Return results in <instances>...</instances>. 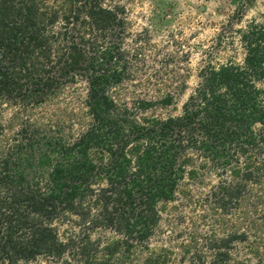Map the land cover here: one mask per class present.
<instances>
[{
  "label": "trees",
  "instance_id": "16d2710c",
  "mask_svg": "<svg viewBox=\"0 0 264 264\" xmlns=\"http://www.w3.org/2000/svg\"><path fill=\"white\" fill-rule=\"evenodd\" d=\"M117 17L98 0H0V100L40 105L83 78L93 119L74 143L47 141V155L57 163L46 154L39 162L51 167L45 182L19 170L21 157L0 156V264L61 259L73 248L82 264H95L89 234L98 230L122 237L107 248L109 256L120 246L130 251L145 244L162 205L174 200L186 177L199 174L193 155L201 168L222 177L217 190L225 207L238 208L250 185L264 180V94L258 87L264 81V27L251 24L242 32V65L202 70L180 116L140 119L156 105H171L173 97L139 100L122 110L111 98L124 69L121 54L89 33H106L120 24ZM113 60L118 66L108 68ZM69 214L90 231L63 242L54 223Z\"/></svg>",
  "mask_w": 264,
  "mask_h": 264
},
{
  "label": "rangeland",
  "instance_id": "374dc122",
  "mask_svg": "<svg viewBox=\"0 0 264 264\" xmlns=\"http://www.w3.org/2000/svg\"><path fill=\"white\" fill-rule=\"evenodd\" d=\"M98 2L118 14L116 22L120 20L106 33H89L101 47L121 54V81L109 92L118 107H133L139 100L158 102L168 94L173 97L171 105H156L140 113V119L180 116L200 86L202 70L209 65H242V32L251 24L264 27V0ZM107 66L112 69L118 64L113 60ZM258 87L264 94V81ZM89 95L88 81L78 78L40 105L0 100V156L21 157L19 170L29 179L45 182L51 167L42 168L39 162L50 153L47 141L74 143L93 125ZM95 154L90 153L96 160ZM46 157L52 165L57 163L54 154ZM193 157L191 166L200 168L199 174L192 180L186 177L174 200L162 205L160 222L145 244L130 251L120 246L109 256L107 248L122 237L110 229L89 234L95 264L107 260L109 264H264V180L250 185L252 190L241 197L238 208L225 207L217 190L222 177L211 167L201 168L200 160ZM80 224L77 216L69 214L58 219L54 228L59 239L68 242L88 232ZM78 250L70 249L61 259L40 256L18 264H82Z\"/></svg>",
  "mask_w": 264,
  "mask_h": 264
}]
</instances>
